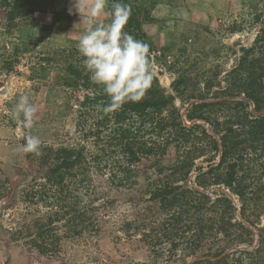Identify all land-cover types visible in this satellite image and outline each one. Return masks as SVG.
<instances>
[{
  "label": "trees",
  "instance_id": "1",
  "mask_svg": "<svg viewBox=\"0 0 264 264\" xmlns=\"http://www.w3.org/2000/svg\"><path fill=\"white\" fill-rule=\"evenodd\" d=\"M263 15L257 13L255 20ZM32 18L23 0H0V24L7 31ZM134 20L139 30L141 22ZM260 22L252 44L241 47L236 66L226 74V86L211 95L216 100L188 109L189 121L199 119L208 126L186 125L173 96L153 74L139 101L104 111L108 98L84 67L64 50L43 58L38 77L54 64L65 72L57 74L61 85L91 90L77 105L80 132L93 138L90 148L87 139L58 147L41 143L38 152L24 156L37 165L39 177L66 192L51 202L52 213L66 220L61 237L107 233L100 212L107 213L119 196H126L131 217L120 219L117 229L145 252L148 261L137 264H162L165 252V264L173 258L183 263L194 258L191 264H264V20ZM96 176H106L105 181H95ZM214 188L219 191L210 192ZM72 190L75 195L68 194ZM84 190L89 204L82 203ZM96 199L101 200L98 206L92 203ZM62 207L68 209L64 217ZM256 241L253 248L240 247ZM32 245L39 256L53 258L60 251L54 241Z\"/></svg>",
  "mask_w": 264,
  "mask_h": 264
},
{
  "label": "rangeland",
  "instance_id": "2",
  "mask_svg": "<svg viewBox=\"0 0 264 264\" xmlns=\"http://www.w3.org/2000/svg\"><path fill=\"white\" fill-rule=\"evenodd\" d=\"M23 2L33 11L31 21L20 22L10 31L0 24V264H137L148 261L145 252L134 243L135 239L127 238L117 229L120 219L131 217L126 196H119L107 213L100 212L104 218L102 229L107 233L61 237L67 229L66 220L53 214L56 209L52 208L51 202L58 201V197H64L66 192L62 193L38 176L37 165L24 158L26 152L21 146L28 135L38 136L42 144L54 147L81 143L84 139L89 148L93 145V138L84 137L80 132L77 112L78 99L91 90L84 86L72 89L61 85L63 80H58L57 74L63 76L65 72L54 64H49V71L37 76L40 64L46 63L43 58L52 56L56 50H64V54L73 58L74 64L83 67L77 43L87 23L75 12L69 14L70 0ZM111 2L109 0V4ZM121 2L131 7L125 31L148 45L152 74L158 78L165 93L173 96L186 125L203 123L208 126L199 119L189 121L186 117L188 109L193 103L216 100L211 95L226 86V74L236 66L241 47L251 45L262 26L260 21L264 20V15L259 21L255 18L257 13L264 11L263 2ZM109 10L97 18L98 22L109 20ZM133 17L141 22L139 30L135 28ZM205 95L209 97L199 98ZM22 96H28L36 107L30 128L19 118H12ZM196 175L197 172H192L187 183L194 185L192 180ZM105 178L96 176L94 180L100 182ZM213 191L219 189L210 192ZM69 193L75 195L73 190ZM84 193L82 203L89 204L91 197L85 190ZM232 197L239 207L238 198ZM100 202L96 199L92 203L98 206ZM67 210L62 207L59 214L64 217ZM55 232L58 238L54 236ZM116 235L121 238L117 239ZM44 241L59 243L60 251L54 252L53 258L39 256L32 245ZM257 242L240 247L253 248ZM6 246L9 247L7 251ZM167 258V252L163 253L161 263L165 264ZM193 261L194 258L183 263L181 259L173 258L169 264H191Z\"/></svg>",
  "mask_w": 264,
  "mask_h": 264
},
{
  "label": "clouds",
  "instance_id": "3",
  "mask_svg": "<svg viewBox=\"0 0 264 264\" xmlns=\"http://www.w3.org/2000/svg\"><path fill=\"white\" fill-rule=\"evenodd\" d=\"M69 14L75 12L87 23L77 50L89 79L102 88L108 98L103 109L108 111L125 102H136L143 96L151 78L148 45L125 31L131 7L121 0H70ZM106 9L109 20L98 22ZM36 107L28 96L19 98L13 119L19 118L25 127H31ZM41 140L28 135L21 146L24 152H38Z\"/></svg>",
  "mask_w": 264,
  "mask_h": 264
}]
</instances>
